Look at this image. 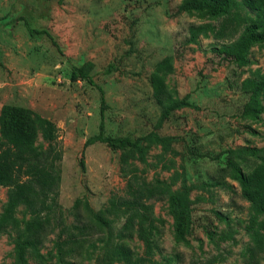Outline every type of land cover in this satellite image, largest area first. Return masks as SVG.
Here are the masks:
<instances>
[{
	"label": "rangeland",
	"instance_id": "1",
	"mask_svg": "<svg viewBox=\"0 0 264 264\" xmlns=\"http://www.w3.org/2000/svg\"><path fill=\"white\" fill-rule=\"evenodd\" d=\"M188 1L0 0V119L5 117L6 126L26 128L30 152L59 164L58 203L67 224L78 200L116 231L123 209L114 201L128 180L123 171L135 168L139 179L164 181L190 200L188 230L179 240L165 200L151 201L157 217L150 236L153 259L171 256L172 264H244L248 202L234 181L221 176L220 168L228 148H261L256 157L235 158L244 172L264 157V110L257 119L251 118L257 103L264 104V91L251 98L244 84L255 70L264 72V49L251 46L248 62L234 65L213 47L233 42L255 18L254 12L240 0H228L224 14L199 17L179 8ZM206 22L211 30L190 42L188 28ZM28 26L47 29L61 52L43 35H30ZM74 66H80L93 85L71 80ZM158 76L168 100L185 98L192 107L160 118L163 105L153 95ZM97 87L105 104L103 134L114 141L143 137L138 143L145 162L129 146L112 148L99 141L83 146L97 132ZM150 133L165 140L144 139ZM220 180L231 188H223ZM4 201L5 188L0 187V211ZM21 210L19 206L17 217ZM258 220L264 217L259 215ZM226 229L232 239L208 240L207 232ZM53 237L42 241L40 253H55ZM121 241L133 255L142 254V242L134 232ZM10 251L8 237L1 234L0 264H11ZM90 254V260L84 254L69 258L72 264L107 263L98 249ZM259 264H264V251Z\"/></svg>",
	"mask_w": 264,
	"mask_h": 264
},
{
	"label": "trees",
	"instance_id": "2",
	"mask_svg": "<svg viewBox=\"0 0 264 264\" xmlns=\"http://www.w3.org/2000/svg\"><path fill=\"white\" fill-rule=\"evenodd\" d=\"M46 1V0H41ZM241 4L254 12L255 18L245 24L238 37L231 43L213 47V50L222 56L230 58L236 66L245 65L248 49L253 45L264 49V0H240ZM228 0H190L182 3L179 8L186 12H194L199 17L214 18L224 14ZM211 30L209 23L197 24L188 28V40L196 42L198 35L205 36ZM30 35L41 34L46 37L55 51L59 54L61 48L53 35L45 28L27 27ZM161 61L159 65H163ZM81 66V65H80ZM80 66L70 70V79H82L93 85L91 77ZM249 97L257 98L264 91V72L254 71L252 78H246ZM99 122L97 132L87 137L83 146L99 141L112 148L129 146L139 153V160L145 162L144 149L139 145L141 138L129 140L124 137L114 141L103 134L104 121L103 92L99 87ZM164 85L160 76L153 85V95L163 105L160 118L166 117L172 110L192 105L181 98L168 100L165 97ZM264 110V104L256 105L251 111V118ZM0 187L5 188V201L0 211V235L5 234L11 244V264H72L69 257L85 258L90 260V252L99 250L103 253L106 264H172L171 256H161L160 259L151 257L152 241L150 236L155 230L157 217L152 208V200H165L168 212L173 219V228L176 240L182 238V233L188 230L190 200L182 192L173 191L169 185L159 179L154 182H145L139 179L135 168L123 171L128 180L121 194L115 198V205L123 209L121 221L116 231H110L105 222L86 204L75 200L71 207V223L67 224L58 203V188L60 182L59 164L29 150L30 134L26 128L5 125V117L0 119ZM153 142H162L165 139L155 133L145 135ZM261 148L242 146L228 148L223 151L226 155L225 164L220 168L223 177L234 181L239 189L240 196L248 202L247 224L245 232L248 237L242 252L244 264H259L260 254L264 251V157L249 172H244L235 160L244 161L245 157H256ZM124 170V167H121ZM219 183L223 188H231L224 180ZM80 203V205H79ZM22 206L21 216L15 212ZM226 221L225 217L216 214ZM134 232L142 242L141 255H133L132 251L121 241L126 234ZM48 235L55 253L50 255L40 253V246ZM95 238L93 239V236ZM208 240L213 242L214 236L218 240L232 239L230 230L219 233H206ZM83 252V253H82ZM98 252V251H97ZM102 257V258H103ZM69 258V259H68ZM85 264H90L86 262Z\"/></svg>",
	"mask_w": 264,
	"mask_h": 264
}]
</instances>
